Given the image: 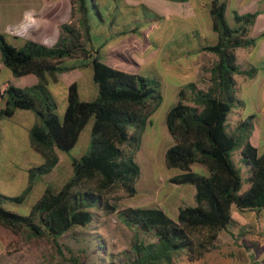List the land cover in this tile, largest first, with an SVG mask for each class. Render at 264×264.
Returning a JSON list of instances; mask_svg holds the SVG:
<instances>
[{
  "label": "trees",
  "instance_id": "obj_1",
  "mask_svg": "<svg viewBox=\"0 0 264 264\" xmlns=\"http://www.w3.org/2000/svg\"><path fill=\"white\" fill-rule=\"evenodd\" d=\"M89 9L102 20L93 0H72L71 17L79 25H62L53 46L28 41L23 48H15L0 34L1 59L12 74L33 73L38 77V83L31 87L9 84L0 90V99L6 98L0 116L10 117L16 109L32 111L40 122L29 130L30 145L44 158L41 165L29 169L28 184L21 194L0 193V201L22 203L32 187L34 172H50L59 160L56 150H71L81 131L91 123L88 150L79 158H71V175L60 188L48 185L26 214L0 204L3 249L14 250L23 237L49 242L62 259L72 264H80L79 257L90 256L93 264H177L182 255L196 260L213 247L221 231L236 223L232 207L258 215L264 209V152L258 154L248 139L253 117L239 122L234 130L228 124L231 109L242 104L236 96L234 74L252 77L256 72L252 67L241 68L235 55L237 47L253 43L248 31L256 14L234 11V26H230L225 19V4L212 2L209 12L217 41L202 47L216 55L211 66V85L204 90L189 83L180 89L177 102L166 112L165 125L173 143L166 148L164 161L167 167L180 170L169 181L195 188V204L178 207L173 217L158 206L119 208V199L109 195L115 186L128 196L136 193L140 166L135 152L162 94L157 78L112 67L103 60L91 42ZM136 31L137 26L117 35ZM85 41H89V47ZM89 63L97 96L81 99L78 83L73 82L67 88L66 106L59 115L48 81H56L59 72ZM239 147V159L248 174V186L242 192L241 170L233 159V151ZM194 163L207 173L192 170ZM111 214L132 233L129 247L117 253L108 251L104 238L90 231L98 217ZM80 235L87 243L80 250L83 255L63 254L60 239Z\"/></svg>",
  "mask_w": 264,
  "mask_h": 264
},
{
  "label": "rangeland",
  "instance_id": "obj_2",
  "mask_svg": "<svg viewBox=\"0 0 264 264\" xmlns=\"http://www.w3.org/2000/svg\"><path fill=\"white\" fill-rule=\"evenodd\" d=\"M99 2L102 3L99 7L102 20L100 21L98 16L93 13L94 11L89 9L88 22L93 45L95 46L98 40H101L100 43L102 41L106 42L105 46L99 45L98 47L102 57L106 56L109 49L108 44L111 42L121 45L123 47L122 51L126 48L125 50L128 53H133L137 50V46L131 41H138L142 45L144 29L151 26L150 35L147 36V39L153 44L162 45L161 52L164 57L152 60L140 67L136 66L134 73L157 78L160 82L161 91H165L167 88L170 90V84H178V81L181 80L178 76V40H189L192 28L195 27L194 21L191 19L180 21L178 16L173 15L165 19L155 20L156 16L153 11L147 12L141 7H116L117 0H95L96 4ZM133 20H137V22ZM199 23H204V17H199ZM118 26L122 28H124L123 26L125 28L137 26V31L113 36L111 31ZM82 31H84L83 27ZM85 36L86 34H84V40H86ZM95 36L96 38H94ZM148 40L146 42H149ZM85 44L89 47V41H85ZM106 59H109V56ZM108 61L112 62L113 58ZM77 68L85 70V76L82 78L84 83L81 86L88 87L85 92L79 89L80 98L83 100L94 99L97 94V85L92 79L91 63ZM79 69H77L78 72H80ZM60 97L59 94L56 96L59 115L62 114ZM177 98L178 96L166 92L160 105L150 117L149 121L151 122H147L145 125L139 149L135 152V161L140 166V175L135 184L136 193L133 196H128L123 189L117 186L109 193L112 198L119 199L117 201L119 208L125 206H158L175 217L178 207L195 204L193 198L194 186L170 182L169 179L180 173V170L167 167L164 161V152L173 143L165 125V115L167 110L176 103ZM36 122L40 121L36 119ZM34 123L5 122L0 132V193L3 195L15 196L21 194L28 184L29 169L44 162V158L40 153L32 147L29 149V130ZM90 125L91 123H88L81 131L77 143L71 150L68 152L56 150L59 160L50 172L46 174L34 172L32 187L22 203L0 201V204L11 211L26 214L48 185H51L54 189L60 188L71 175V158H79L88 150ZM239 158L238 150L235 149L233 159L241 170L242 187L240 192H242L248 186L246 181L248 174L245 165ZM191 168L200 173H207V170L197 163L192 164ZM231 213L236 223L218 234L213 247H210L196 260L190 261L185 255H182L179 260H176V263L264 264V210L258 215L255 212L240 211L232 207ZM113 217L116 218L115 222L111 220ZM90 231L102 236L107 244V250L114 253L128 248L132 240L131 231L121 224L114 214L98 217L90 225ZM60 242L63 245V254L66 256L83 255L80 250L87 246L82 235L78 238L64 236L60 239ZM79 258L80 264H93L91 256ZM0 264L72 263L62 259L58 255L57 248L49 242H37L21 237L16 248L10 252L4 251L0 240Z\"/></svg>",
  "mask_w": 264,
  "mask_h": 264
},
{
  "label": "crops",
  "instance_id": "obj_3",
  "mask_svg": "<svg viewBox=\"0 0 264 264\" xmlns=\"http://www.w3.org/2000/svg\"><path fill=\"white\" fill-rule=\"evenodd\" d=\"M117 1L116 7H141L147 12L153 11L155 16H159V18L155 17V20L165 19L173 15L178 16V20L180 21L191 19L195 23V27L192 28V33L188 38L189 40H178V76L181 80L178 81V84H170L171 88L170 90L167 88L168 91L166 89L165 91L160 90L162 99L166 92L178 96L180 89L189 83H194L198 88L204 90L208 89L211 85V66L216 59V55L211 51L203 50L202 47L212 45L217 41V33L211 27L209 12L214 0ZM216 1L225 4V19L230 26H234L232 19V13L234 11L238 14H256L248 31V35L254 40L253 43L235 49L236 62L241 68L247 69L252 67L256 69V72L252 77L243 74H234L236 80V96L241 100L242 104L231 109L228 115V124L230 129L234 130L239 122L252 116L253 128L248 135V139L256 147L257 153L262 154L264 152V0ZM93 2L99 13V7L102 3L99 2L96 4L95 0ZM141 5H144L145 8ZM71 15L72 0H0V34L15 48H23L28 41L53 46L60 37L62 25L72 23L77 26L79 25L77 19H72ZM200 16L204 17L203 24L199 23ZM133 21L135 22V20ZM125 26H123L124 28L119 26L115 27L111 31V34L118 36L117 32L134 28L132 26L125 28ZM150 30L151 26L148 29H144L142 45L138 41H131L137 46V50L133 53H128L125 50L126 48L122 51L123 47L121 45H116V43L112 42L109 43V49L103 60L112 67L134 73L136 66L140 67L157 58H163L164 56L161 52L162 45L158 43L153 44L147 39V36L150 35ZM146 40L149 42H146ZM100 41H96L98 43L95 46L93 45L94 48H98L99 45L105 46L106 42L102 41L100 43ZM108 56L109 59H106ZM110 58H113L112 62L108 61ZM77 69L79 68L76 67L68 71L59 72L57 73L56 81L49 80L47 83V87L52 94L50 95L56 103L58 100H56V96L58 94L61 96V111L66 106L67 88L71 83H78V92L79 89L83 92L88 90L87 86H81L84 83L82 78L85 76V70L79 69L80 72H78ZM37 83L38 77L33 73L14 76L11 70L2 62L0 55V90H4L9 84L21 88H28ZM5 103L6 98H1L0 109L5 106ZM29 111L16 109L10 117L0 116V132L5 122H36L34 113ZM149 119L148 122H151ZM30 147L31 145H29V149ZM241 148H237L239 154Z\"/></svg>",
  "mask_w": 264,
  "mask_h": 264
},
{
  "label": "built area",
  "instance_id": "obj_4",
  "mask_svg": "<svg viewBox=\"0 0 264 264\" xmlns=\"http://www.w3.org/2000/svg\"><path fill=\"white\" fill-rule=\"evenodd\" d=\"M111 220H112V222H115V221H116V218H115V217H113V218H111Z\"/></svg>",
  "mask_w": 264,
  "mask_h": 264
}]
</instances>
